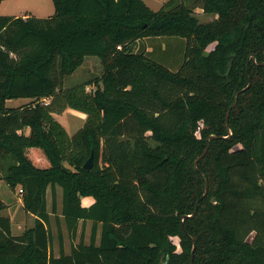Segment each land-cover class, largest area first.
I'll use <instances>...</instances> for the list:
<instances>
[{
    "label": "trees",
    "instance_id": "trees-1",
    "mask_svg": "<svg viewBox=\"0 0 264 264\" xmlns=\"http://www.w3.org/2000/svg\"><path fill=\"white\" fill-rule=\"evenodd\" d=\"M52 3L0 15V181L34 217L13 236L0 215V264H191L193 241V264H264V0ZM150 37L186 41L177 69L135 50ZM88 56L100 74L65 87ZM67 108L86 115L72 135Z\"/></svg>",
    "mask_w": 264,
    "mask_h": 264
},
{
    "label": "rangeland",
    "instance_id": "rangeland-1",
    "mask_svg": "<svg viewBox=\"0 0 264 264\" xmlns=\"http://www.w3.org/2000/svg\"><path fill=\"white\" fill-rule=\"evenodd\" d=\"M154 6V5H153ZM157 10V9H154ZM28 11V12H27ZM27 12V14L36 15L39 17H47L49 15H52L54 12V7L52 0H2L0 4V15H19ZM213 16L211 14H200L197 15V18L200 22H206ZM171 38V37H170ZM170 38H160L165 39L166 42H168L167 39ZM177 38V37H173ZM155 38H151V42L154 43ZM178 39V38H177ZM160 41V40H159ZM161 44V43H160ZM162 47L165 48V45L162 43ZM176 46H178L176 44ZM169 47L167 49V52L160 53L161 57V63L166 64L168 68H171V70L176 69V61L181 60V56L179 54V47ZM153 58H156V56H153ZM163 58V59H162ZM170 58V63L168 62ZM101 72V66H100V60L99 58L95 56H88L85 58L83 64L71 75L64 78V86L70 87L76 84H79L81 82L87 81L89 79L94 78L95 76H98ZM91 90L92 86L88 85L86 87V90ZM27 101L26 98H17V99H9L6 100V106L7 107H17L21 104H24ZM64 112V113H63ZM61 115L53 114L55 115L56 119L66 128V131L69 135H72L82 124L84 115L67 109L64 110ZM18 187L15 189V191L11 190L4 181H0V200L3 201L5 204H7V207L4 210L0 211V215L6 216L7 214H10L12 218L11 222V234L13 236L21 235L25 229L31 228L34 223V217H32L30 214H27V212L24 210L22 206V200L19 196ZM47 200H48V209H50V191L47 192ZM57 203L58 208L60 204V189H58L57 192ZM90 228L91 223H87L85 225L84 231H83V239L85 242L89 241V235H90ZM177 242V239H174ZM79 241V232L78 236L75 240H73L74 243H77ZM71 241L69 237H67L65 231H64V247L65 251L68 252L70 249ZM53 252L56 255L58 252V243L57 238H54V244H53Z\"/></svg>",
    "mask_w": 264,
    "mask_h": 264
},
{
    "label": "crops",
    "instance_id": "crops-1",
    "mask_svg": "<svg viewBox=\"0 0 264 264\" xmlns=\"http://www.w3.org/2000/svg\"><path fill=\"white\" fill-rule=\"evenodd\" d=\"M143 1L146 3V5H148L151 9L154 10V9H159L164 4V2L167 1V0H143ZM27 12H24V13L20 14V16L21 17H26V16L31 15V14H27ZM194 13H195L196 16L200 15V14H203L202 10L200 8L195 9ZM12 16H19V15H14L13 14ZM33 16H36V15H33ZM36 17H39V16H36ZM210 19H212V18H210ZM151 38H153V37L138 39L136 41V43H135V50H137V49L145 50V51H147L150 54V56L152 58H153V56H156V58H153V59H155L156 61L161 63L160 53L167 52V49L169 47L176 46V44H177L178 46H176V47H179V50H180L179 54L181 56L180 62L178 60V61H176V64H174V65H176L175 67L177 69L181 65V63L183 61V58H184L183 56H184V50H185L186 41L184 39H182V38H178L177 39V38H173V37H171V38L170 37H154L155 38L154 40H158V41H155L154 43H152L150 41ZM160 38H170V39H167L168 42H166L165 39H160ZM160 43L161 44L163 43L165 45V48L162 47V45ZM170 61L171 60L169 58L168 62L170 63ZM164 65H166V64H164ZM67 109H70V108H67ZM67 109H65V110H67ZM70 110H73V111H76V112H79V113L83 114L84 115V119H83L82 122H84L85 117H86V115L84 113H82L80 111H77V110H74V109H70ZM58 115H61V113L58 114ZM53 117L56 119L55 115H53ZM57 192H58V190H57ZM19 196H20V194H19ZM20 199H21V197L19 198V200ZM92 201H93V199L90 198V197H82L81 198V203H82L83 206H88L89 204L92 203ZM6 216H8L10 218V221L12 222V218H11L10 214H7ZM87 223H89V222H87Z\"/></svg>",
    "mask_w": 264,
    "mask_h": 264
},
{
    "label": "water",
    "instance_id": "water-1",
    "mask_svg": "<svg viewBox=\"0 0 264 264\" xmlns=\"http://www.w3.org/2000/svg\"><path fill=\"white\" fill-rule=\"evenodd\" d=\"M249 84H250V80L248 79V84H247L244 88H242L241 90H239V91H237V92L235 93V95H234V101H233V103L230 105L229 109H228L227 112H226V115H225V125H226V128H227V130H228V135H227V137L231 135V131H230V129H229V127H228V124H227L229 111H230V109L235 105V103H236V101H237V99H238V95H239V93L242 92V91H244L245 89H247L248 86H249ZM213 137H216V136L213 135ZM207 147H208V146H206L205 149L202 151V153H201V154L195 159V161H194V167H195L196 169H197V162H198V160L204 155V153H205L206 150H207ZM92 160H93V155L91 154L90 157H89V158L86 160V162L84 163L83 168H85V169H90V168L92 167ZM202 176H203L204 181H205V190H204V193H203L202 196H205L206 193H207L208 184H207L206 178L204 177L203 174H202ZM196 210H197V203H196V206H195L194 212H193L191 215H189V216H193V215H195ZM192 244H193V246H192V249H191V264H193L192 261H193V254H194V250H195V242L193 241Z\"/></svg>",
    "mask_w": 264,
    "mask_h": 264
},
{
    "label": "built area",
    "instance_id": "built-area-1",
    "mask_svg": "<svg viewBox=\"0 0 264 264\" xmlns=\"http://www.w3.org/2000/svg\"><path fill=\"white\" fill-rule=\"evenodd\" d=\"M18 192H19V193H21V192H22V190L19 188V189H18Z\"/></svg>",
    "mask_w": 264,
    "mask_h": 264
}]
</instances>
